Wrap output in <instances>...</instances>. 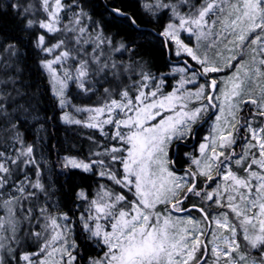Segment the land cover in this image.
Segmentation results:
<instances>
[{
  "label": "snow or ice",
  "instance_id": "6c2138e0",
  "mask_svg": "<svg viewBox=\"0 0 264 264\" xmlns=\"http://www.w3.org/2000/svg\"><path fill=\"white\" fill-rule=\"evenodd\" d=\"M124 2L0 7V264H264V0ZM53 106L84 158L43 155Z\"/></svg>",
  "mask_w": 264,
  "mask_h": 264
},
{
  "label": "trees",
  "instance_id": "16d2710c",
  "mask_svg": "<svg viewBox=\"0 0 264 264\" xmlns=\"http://www.w3.org/2000/svg\"><path fill=\"white\" fill-rule=\"evenodd\" d=\"M8 0H0V7H4L7 10ZM107 2V0H105ZM141 4L140 0H125L124 6L130 13H133L140 17L142 15V9L139 6ZM99 11H103L101 8ZM100 17L97 16V19ZM107 19V17H105ZM146 30L151 32L159 31L157 26L154 24H142ZM15 28V24L13 23L11 16L0 19V32L2 31H12ZM140 43L146 44V40H141ZM28 72L31 75V80L33 83H37L38 87L46 92L47 89V78L41 73L38 68L35 59H32L28 63ZM46 95L49 97V105L53 104L51 100V94L46 92ZM73 103H82L79 100H73ZM60 109L56 107H52L49 112V120L44 125V130L41 135L43 136L42 142V152L43 155L48 159L49 163L58 161L62 156L65 155H73L79 156L80 158H84V156L88 152V142L86 139V133L90 130L81 128L80 126L74 125H64L60 119L58 114L60 113ZM211 116V115H210ZM208 118L204 122L202 126H200L196 130L195 138L191 139L186 145L182 146L178 153L181 165H178L177 170L179 172H183L187 169L188 164L186 162V158L183 156L185 151H190L194 155L196 154V147L198 143L201 141L202 133L205 131V125L208 123ZM31 142V141H30ZM59 173V168H56L52 174L51 179L55 181L57 179V174ZM83 175V174H80ZM80 175L71 176V179H68L67 176L60 179V184L65 186V190H68L71 186L83 184L88 191L91 193L95 189V180H82ZM57 187H59L57 185ZM187 203V202H186Z\"/></svg>",
  "mask_w": 264,
  "mask_h": 264
},
{
  "label": "rangeland",
  "instance_id": "374dc122",
  "mask_svg": "<svg viewBox=\"0 0 264 264\" xmlns=\"http://www.w3.org/2000/svg\"><path fill=\"white\" fill-rule=\"evenodd\" d=\"M141 1V3H142V0H140ZM230 74V70H226V72L225 73H221V74H219V75H221L222 77H226L227 75H229ZM210 115H212V113L210 112V113H208V115L204 118V120L206 119V118H208V117H210ZM208 123L205 125V131L202 133V138H201V141L203 140V138L205 137V136H207L208 135V133H209V129H210V127H211V120L208 118ZM64 124V123H63ZM64 125H68V124H64ZM74 126H76V125H74ZM200 141V142H201ZM199 142V143H200ZM194 167V166H193ZM0 214H2V210H0ZM194 215H198V213H193ZM185 215H187V214H185Z\"/></svg>",
  "mask_w": 264,
  "mask_h": 264
},
{
  "label": "water",
  "instance_id": "95a60500",
  "mask_svg": "<svg viewBox=\"0 0 264 264\" xmlns=\"http://www.w3.org/2000/svg\"><path fill=\"white\" fill-rule=\"evenodd\" d=\"M207 119V118H206ZM206 119L205 120H203L201 123H199L197 126H196V128L194 129V131L196 132V130L200 127V126H202L203 124H204V122L206 121ZM179 170V169H178Z\"/></svg>",
  "mask_w": 264,
  "mask_h": 264
}]
</instances>
